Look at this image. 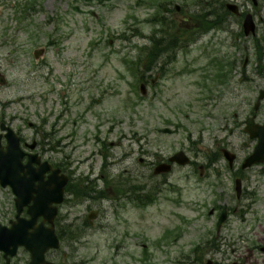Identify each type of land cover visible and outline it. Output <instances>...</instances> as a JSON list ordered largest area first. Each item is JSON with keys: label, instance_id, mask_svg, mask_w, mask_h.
<instances>
[{"label": "rangeland", "instance_id": "obj_1", "mask_svg": "<svg viewBox=\"0 0 264 264\" xmlns=\"http://www.w3.org/2000/svg\"><path fill=\"white\" fill-rule=\"evenodd\" d=\"M213 1L0 0V125L28 145L37 141L31 151L23 144L27 152L74 174L57 218L64 240L51 252L55 264L218 261L208 245L216 233L208 212L235 191L220 148L231 142L238 155L253 148L244 147L250 139L243 130L264 88V58L239 32L207 30L195 18ZM239 1L254 8L252 0ZM175 24L193 41L164 54L161 77L144 99V72L134 63L155 38L168 41ZM39 48L45 53L36 60ZM259 108L264 122V101ZM180 150L189 166L153 174L149 163ZM200 165L207 168L202 181ZM247 177L264 215V174L255 168ZM147 194L143 201H157L141 206L139 195ZM13 205L9 191L0 190V222L10 219Z\"/></svg>", "mask_w": 264, "mask_h": 264}, {"label": "flooded vegetation", "instance_id": "obj_2", "mask_svg": "<svg viewBox=\"0 0 264 264\" xmlns=\"http://www.w3.org/2000/svg\"><path fill=\"white\" fill-rule=\"evenodd\" d=\"M252 3L254 5L253 9L244 8V5H241V2L239 0H214L212 2V5L208 6L203 13L202 17L204 21H212L214 24V27L209 28V30L216 31H222L226 30L227 33H233V32H239L240 38H247L250 39V42L252 44V48L255 51V56L257 57L258 53L262 52L261 57L259 60H262L264 58V51H260L262 47H264V4H262L261 0H252ZM207 4V3H206ZM235 5L237 6V13L234 11H231L228 5ZM259 7V9H257ZM166 12H170L171 9L168 7L163 8ZM250 14L253 18V28L254 31H250L248 35H246L245 28H243V22L245 19V15ZM212 16V17H211ZM233 21L237 22V26H233ZM166 55H162L159 57L165 58ZM170 57V55H168ZM251 59L249 57L245 60V66L248 64L247 62H250ZM234 68V67H233ZM161 73H158L157 78L160 79L159 76ZM146 81L144 83L146 85L152 84L154 80H151L150 78H145ZM151 80V82H150ZM157 80L155 81V83ZM254 116V120H256V123H264L260 122L258 120V116L253 114H250L248 116L252 117ZM247 118V119H248ZM246 119V122H247ZM245 122V126H246ZM243 132H245L243 130ZM246 133V132H245ZM248 135V134H247ZM248 138L250 139L249 143L243 142L244 147L249 149L250 146H253L252 150L249 151L247 155H238L236 153L237 147L232 144L231 142L226 146L223 145L220 149L221 151L223 149L228 148L232 153H234L237 158L233 166H229L228 161H226L225 156H223L222 152H220V156L225 159L226 164L229 167V172H231L230 175L226 177L227 180H230L231 183L234 184V187H232L233 192L225 194L223 197L220 196L219 199H222L223 202H218L215 205V207L212 208L211 216L215 219L214 223L216 225V233L214 238L208 241V245H210L213 249H217L219 259L216 260H209L207 264H264V215L261 212V209H257V202L258 195L256 194V191H250L247 187V183L249 182V178L247 177L251 170H255V168H259L261 170V173L264 174V162L260 165L252 166L248 169H245L242 167L243 162L247 157L250 156V154L253 152L255 146L257 145V141L255 139H252L250 135H248ZM228 140H226L227 142ZM22 144H24L26 147H29L27 143H25L21 138ZM0 143L3 146V148H6L8 145L7 139H6V133L0 131ZM23 145V148H24ZM26 155L24 156V159L22 161L23 166H31L35 171L36 169H39L43 164V161H29L30 157L29 155L31 153L25 152ZM219 155V151L215 152L213 154L214 158ZM48 161V160H47ZM141 161V160H140ZM168 159L158 161L157 163H154L151 165L149 163V166L155 169L156 166H158L159 163L167 162ZM217 161V160H216ZM142 162V161H141ZM144 162V161H143ZM142 162V163H143ZM53 165L54 168L60 167L56 164L50 163ZM61 171L69 176V181L67 185L69 186V189L73 191L74 189V174L70 172V170L65 171L62 167ZM26 171L24 170L21 172V175H26ZM52 173V170L47 172L45 174V179L48 180L50 175ZM216 174H220V171H218ZM163 176V175H159ZM218 176V175H217ZM221 179V177H218ZM240 182V183H239ZM237 183L240 186V192L237 190ZM35 185H38V182L35 183ZM4 189H7L9 193L12 195L14 200V205L11 207L10 210V219L7 222H0V228L1 227H7L11 228L13 226V222H17V216L19 214L18 211V205H17V196L15 194L14 188L9 186H3L2 182L0 180V190L3 191ZM155 192L154 190H152ZM66 201V199H65ZM64 201V203H65ZM63 203V204H64ZM32 205V203L22 209L21 217L25 219H29L30 215L28 214V209ZM60 207L58 206L59 213H60ZM264 212V211H263ZM58 213V215H59ZM57 215V218H58ZM224 215L226 217H224ZM55 219L54 227L56 229V232L58 230L59 234L63 235V228L64 226L60 227V221L58 219ZM224 218V219H223ZM42 218L38 220L40 222ZM94 222L91 223V225H94ZM90 223V222H89ZM61 240H64V236L61 237ZM52 251H58V250H50L46 253V260L51 261V252ZM31 253L23 246L20 247L16 253L12 256L6 253L5 250L0 248V264H29L32 256ZM196 263L198 262L203 264L202 262L197 258L195 260ZM54 263V262H53ZM55 264V263H54Z\"/></svg>", "mask_w": 264, "mask_h": 264}, {"label": "water", "instance_id": "obj_3", "mask_svg": "<svg viewBox=\"0 0 264 264\" xmlns=\"http://www.w3.org/2000/svg\"><path fill=\"white\" fill-rule=\"evenodd\" d=\"M231 11L237 13V6L228 5ZM178 10L180 8L176 6ZM243 28H245L246 35L250 31H254L253 18L250 14L246 16ZM45 53V49L39 48L35 51V59ZM0 82L4 83L3 78ZM141 90L144 94L147 93L146 86L141 85ZM264 100V89L260 91L254 109L259 110V106ZM245 132L250 134L251 138L258 139V144L244 163L243 168H250L251 166L264 161V124H256L254 116L248 118ZM1 130L6 131V139L8 145L6 149L0 143V180L3 186H11L14 188L17 196V205L19 214L17 222H13L10 228H0V248L5 250L7 254L14 255L20 246H25L33 256L30 264H53L45 261V253L49 249H58L60 246L58 236L54 228V219L57 216L58 209L54 208V204H60L64 201V192L66 184L69 180L68 175L61 174L60 168H53L48 161H44L42 166L36 171L31 166H23L21 163L26 153L21 148L19 135L16 134L7 124H1ZM170 133L168 128L164 131ZM36 148V142L30 145V149ZM223 154L229 162V166H233L236 155L232 154L228 149L223 151ZM29 161H41L39 154L29 155ZM191 163V158L188 157L185 151L180 152L169 157L168 162L160 163L154 169V174H169L172 171L173 164L178 166H188ZM201 176L204 174L205 168L199 166ZM26 171V175H21V172ZM52 170L48 180L45 179V174ZM38 182V185L35 183ZM240 183V182H239ZM237 190L240 192V186L237 183ZM33 203L29 209L30 219L21 218L22 209L25 206ZM212 213V211H210ZM40 217L44 220L40 224L37 222ZM97 217V211H92L88 216L90 223ZM224 217H226L224 215ZM224 219V218H223ZM46 221L50 226H46Z\"/></svg>", "mask_w": 264, "mask_h": 264}, {"label": "trees", "instance_id": "obj_4", "mask_svg": "<svg viewBox=\"0 0 264 264\" xmlns=\"http://www.w3.org/2000/svg\"><path fill=\"white\" fill-rule=\"evenodd\" d=\"M29 7L26 6L23 9V12H25ZM20 11V5L16 6V12ZM195 17V16H194ZM197 17H199L197 15ZM195 17V18H197ZM163 19V18H161ZM160 20V19H158ZM206 24V29H209L210 27L214 26L212 21H205ZM203 26V24H202ZM171 28L173 29V33L172 35L169 36L168 41L166 40V37L164 36L163 38H155L153 41V45L149 48V51L147 52L146 55H144L146 58L144 59L143 57H140L138 62H136L135 64H138V68L135 66L134 68L136 70L139 71H143L144 75L148 72H153L154 69L156 68L154 65L157 63L158 58H160L159 56H161L160 54L164 53V52H169V51H176V49L178 48V46H182V43H189L193 41V33L191 34V37H188L186 39V35L187 33H183V34H179L178 32L174 31V29L176 28V24L175 26H171ZM222 75V74H219ZM149 195H140V199L139 203H143L145 204L146 201H143L144 198H148ZM147 201H150L147 200Z\"/></svg>", "mask_w": 264, "mask_h": 264}]
</instances>
